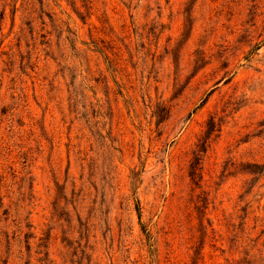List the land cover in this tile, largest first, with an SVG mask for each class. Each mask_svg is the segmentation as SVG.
<instances>
[{
    "label": "rangeland",
    "instance_id": "1",
    "mask_svg": "<svg viewBox=\"0 0 264 264\" xmlns=\"http://www.w3.org/2000/svg\"><path fill=\"white\" fill-rule=\"evenodd\" d=\"M0 264H264V0H0Z\"/></svg>",
    "mask_w": 264,
    "mask_h": 264
},
{
    "label": "trees",
    "instance_id": "2",
    "mask_svg": "<svg viewBox=\"0 0 264 264\" xmlns=\"http://www.w3.org/2000/svg\"><path fill=\"white\" fill-rule=\"evenodd\" d=\"M216 125L214 123V119H211L209 124H208V129L207 132L205 133V136L203 138V143L200 145V150H199V156L200 154H204L207 151L208 148V140L211 138L213 133L216 131L215 130ZM202 159L201 158H196L195 163L192 166V171L190 173V177L192 180H195L196 185H199L201 180H202V166H201Z\"/></svg>",
    "mask_w": 264,
    "mask_h": 264
}]
</instances>
